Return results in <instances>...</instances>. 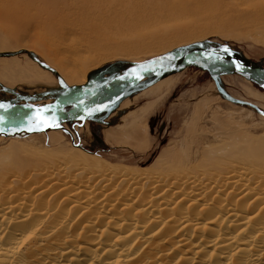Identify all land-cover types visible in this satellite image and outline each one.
<instances>
[{
	"label": "bare ground",
	"instance_id": "obj_1",
	"mask_svg": "<svg viewBox=\"0 0 264 264\" xmlns=\"http://www.w3.org/2000/svg\"><path fill=\"white\" fill-rule=\"evenodd\" d=\"M193 1L0 0V24L19 48L43 52L67 82L82 85L104 52H72L128 42L125 51L136 54L144 38L164 50L238 29L221 20L166 25ZM247 1L244 18L259 28L264 3ZM68 35L82 38L68 48L54 40ZM38 84L49 95L61 90L52 80ZM58 146L0 151V264H264V139L197 145L187 155L164 150L146 166Z\"/></svg>",
	"mask_w": 264,
	"mask_h": 264
},
{
	"label": "rangeland",
	"instance_id": "obj_2",
	"mask_svg": "<svg viewBox=\"0 0 264 264\" xmlns=\"http://www.w3.org/2000/svg\"><path fill=\"white\" fill-rule=\"evenodd\" d=\"M251 3L253 2L247 0H195L188 12L165 21L166 25H171L185 20H198L197 23L221 20L237 25L235 33L212 31L204 36L174 42L172 47L164 50L158 49L152 38H144L140 44L145 46V50L136 54L125 51L131 48V44L127 42L116 47L117 50L107 47L100 48L97 52L82 49L70 55L105 53L99 62L85 71L87 81L125 69L132 62L179 48L205 47L221 50L226 46L230 49L229 53L246 63L264 67V42L256 39L264 38V24L257 28L244 18ZM80 38L81 35H68L66 39L59 41L57 37L54 40L60 42V47L68 48L70 45H78ZM27 41L25 38L23 43H28ZM26 51L51 68L41 65ZM10 52L18 54L0 56V103L12 106L44 105L53 102L65 91L64 83L77 85L67 82L58 68L50 65L43 52L19 48L15 37L7 33L0 24V53ZM51 80L61 90L49 95L46 87L38 83ZM152 81V78L145 79L136 92L105 109L84 116L81 120L67 122L56 130L24 137L0 136V151L6 152L12 146L58 150V145H65V151L69 147L87 150L113 164L136 166L140 161L146 160V166L153 163L164 150L187 155L194 154L197 145H242L246 140L264 139V115L247 104L228 99L220 89L223 88L227 94L239 100L250 101L264 111V90L243 76L227 74L218 77L216 82L208 72L196 67H186ZM135 122L138 123L139 130L131 133ZM53 133L56 136L52 141ZM107 134L118 138V142L107 138Z\"/></svg>",
	"mask_w": 264,
	"mask_h": 264
},
{
	"label": "water",
	"instance_id": "obj_3",
	"mask_svg": "<svg viewBox=\"0 0 264 264\" xmlns=\"http://www.w3.org/2000/svg\"><path fill=\"white\" fill-rule=\"evenodd\" d=\"M26 52H28L41 65L51 68L44 62L37 59V57L29 51ZM214 52H220V49H210L205 47L179 48L143 61L132 62L125 69L112 72L99 79L89 80L82 85L70 86L64 83L65 91H63L53 102L36 106H52L53 108H56L58 104L59 108L56 111V115L59 118L58 127H47L43 130L29 131L27 130V127L21 126L19 121H17L15 125L5 122L0 125V127H4L8 130L0 132V136L24 137L34 133L47 132L52 129L61 128L67 122L81 120L84 116L99 111H93L97 105H107V107H109L126 96L136 92L139 88L138 86H140L142 81L145 79L152 78V82H154L161 79L169 72L186 67H196L208 72L216 82L220 76L238 74L252 81L264 90L263 66L248 64L231 53L224 54L223 59H216L213 55ZM15 54H18V52L13 54L12 52L0 53V56H12ZM169 55L175 56L176 58L174 60H163L160 62L159 58ZM153 61H157V63H152ZM196 61H199V63ZM237 63L242 65V67L237 68ZM141 64L149 66V70L142 73L141 79H136L134 76L127 75L132 69ZM121 76H126L127 78L119 79ZM217 85L220 86L219 83H217ZM220 89L228 99L238 103L247 104L264 115L263 109L256 104L250 101L239 100L227 94L223 88ZM25 106L26 105L23 104L13 105V107L8 109L7 112L3 109L0 110V115L15 116L18 113L31 114L33 110H30ZM107 107H103L102 109ZM13 127L16 128L15 131L11 130Z\"/></svg>",
	"mask_w": 264,
	"mask_h": 264
},
{
	"label": "snow or ice",
	"instance_id": "obj_4",
	"mask_svg": "<svg viewBox=\"0 0 264 264\" xmlns=\"http://www.w3.org/2000/svg\"><path fill=\"white\" fill-rule=\"evenodd\" d=\"M230 52V49H228L226 46L223 47L220 52H214L213 55L216 59H223L224 54H228ZM175 56H166L159 58L160 62L163 60H174ZM211 58V57H209ZM199 63V61H196ZM152 63H157V61H153ZM237 68H241L242 65L237 63ZM149 70L148 65H138L136 68L132 69L127 75L134 76L136 79L142 78V73ZM126 76H121L119 79H126ZM13 106L11 104H4L0 103V109H3L7 112L8 109L12 108ZM25 107L29 108L30 110H33L32 113H22V114H16L15 116H5L0 115V125L4 124L5 122H9L12 124H16L17 121H19L21 126L27 127V130L29 131H35V130H43L47 127H58L59 126V118L56 115V111L59 108V105L57 104L56 108H53L52 106H42V107H36L34 105H26ZM103 107H107V105H97L95 110H100ZM8 129L4 127H0V132L7 131ZM12 131H15L16 128L13 127L11 129Z\"/></svg>",
	"mask_w": 264,
	"mask_h": 264
},
{
	"label": "flooded vegetation",
	"instance_id": "obj_5",
	"mask_svg": "<svg viewBox=\"0 0 264 264\" xmlns=\"http://www.w3.org/2000/svg\"><path fill=\"white\" fill-rule=\"evenodd\" d=\"M99 78H101V77H99ZM99 78H97V79H99Z\"/></svg>",
	"mask_w": 264,
	"mask_h": 264
}]
</instances>
